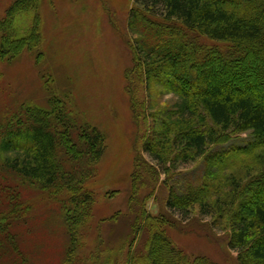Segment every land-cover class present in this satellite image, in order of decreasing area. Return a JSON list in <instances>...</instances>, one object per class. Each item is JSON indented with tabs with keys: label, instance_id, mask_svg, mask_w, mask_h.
Segmentation results:
<instances>
[{
	"label": "trees",
	"instance_id": "obj_1",
	"mask_svg": "<svg viewBox=\"0 0 264 264\" xmlns=\"http://www.w3.org/2000/svg\"><path fill=\"white\" fill-rule=\"evenodd\" d=\"M131 2L126 27L134 64L126 91L138 144L154 162L143 161L144 170L153 171L154 187L162 174L199 160L204 172L184 190L171 189L166 213L154 216L139 206L150 227L143 254L132 249L131 236L119 246L125 258L112 263L218 264L192 258L167 233L172 211L185 219L197 208L213 228L229 231L237 264H264V0ZM39 5L40 0H13L0 18V61L41 46ZM33 12L29 24H19ZM53 93L47 107L19 100L4 105L0 117V250L9 256L18 251L0 264H32L15 231L22 216L16 212L23 209L18 189L26 185L48 191L60 204L69 236L65 264H100L101 253L113 249L101 247L100 234L87 246L83 232L96 202L86 185L98 175L106 136L67 96ZM246 133V145L215 149ZM136 165L138 179L139 159ZM128 215L135 211L129 208Z\"/></svg>",
	"mask_w": 264,
	"mask_h": 264
},
{
	"label": "rangeland",
	"instance_id": "obj_2",
	"mask_svg": "<svg viewBox=\"0 0 264 264\" xmlns=\"http://www.w3.org/2000/svg\"><path fill=\"white\" fill-rule=\"evenodd\" d=\"M12 2L0 0V18ZM132 7L131 0H40L41 46L22 53L18 59L0 61V117L4 105L11 107L19 100L47 107L50 93L55 92L67 96L82 117L106 136L98 175L86 185L96 202L90 223L83 230L87 246L94 244L100 234L101 247H113L101 253L100 264H113L114 257L119 260L121 256L123 260L127 254H121L119 246L123 242L127 245L131 236H135L132 249L143 254L150 227L140 215L139 206L144 205L147 213L154 216L166 213L171 189L184 190L187 183L197 182L204 172L199 160L174 170L169 178L162 174L154 187L153 171L144 170L143 161L154 162L138 144V128L126 91L127 72L134 64L126 27ZM33 17L35 12L19 24L27 25ZM201 40L212 43L205 37ZM171 98L175 96L168 95L166 99ZM249 139L248 133L235 135L215 149L244 146ZM137 159L142 163L138 179ZM18 191L24 209L16 212L22 215L15 227L22 238L20 250L32 256V264H65L69 236L60 204L48 191L35 186L26 185ZM4 200L11 205L8 197ZM129 208L135 211L132 217L128 215ZM194 210L185 219L172 211L174 224L167 228L171 239L192 258L203 256L218 264H237V253L228 247L229 231L213 228L210 217ZM1 238L2 235L0 241ZM8 252L0 250V259L14 260L18 251L13 256ZM3 253L7 256L2 257Z\"/></svg>",
	"mask_w": 264,
	"mask_h": 264
}]
</instances>
